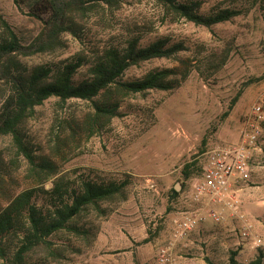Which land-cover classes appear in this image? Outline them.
<instances>
[{
  "label": "rangeland",
  "instance_id": "1",
  "mask_svg": "<svg viewBox=\"0 0 264 264\" xmlns=\"http://www.w3.org/2000/svg\"><path fill=\"white\" fill-rule=\"evenodd\" d=\"M200 1L203 14L223 8L242 13L208 28L167 14L156 0H122L115 8L100 5L87 14L84 42L65 34L66 47L23 58L28 67L52 64L93 48L101 38L122 46L134 33L142 36V45L167 37L184 42L186 49L133 66L123 79L178 67L183 59L195 65L173 90L125 97L121 115L92 135L82 132L74 139L71 129L93 112L89 101L51 97L35 108L21 135L36 162L51 160L73 186L93 179L125 182L126 187L123 195L83 210L68 228L51 235L49 244L26 253L22 264H230L234 251L239 264H250L260 254L264 262V117L257 121L260 135L249 154L251 179L235 184L231 192L251 235L244 238L243 221L232 208L218 204L211 207L225 216L224 221L207 217L185 233L180 226L201 208L208 216L210 208L187 197L206 152L240 142L248 119L257 118L254 106L264 110V0ZM0 15L21 35L37 27L27 9L13 0H0ZM5 88L0 81V107ZM187 164H193L194 180L182 185ZM43 181L13 135H0V210ZM52 185V179L46 180V189ZM37 190L34 201L48 206V194ZM22 236L18 232L0 238V264L12 262Z\"/></svg>",
  "mask_w": 264,
  "mask_h": 264
},
{
  "label": "trees",
  "instance_id": "2",
  "mask_svg": "<svg viewBox=\"0 0 264 264\" xmlns=\"http://www.w3.org/2000/svg\"><path fill=\"white\" fill-rule=\"evenodd\" d=\"M13 1L20 9H27V15L34 19L37 27L22 31L21 35L0 15V81L7 89L0 107V135L12 134L18 149L32 164L34 173L42 172L45 178L42 186L22 191L0 210V238L10 233L21 232L23 235L19 249L8 264H22L26 253L40 244H49V237L68 228L83 210L100 207L101 202L123 195L126 187L125 182L93 179L73 186L51 160L36 162L32 148L21 135L23 124L34 114L35 108L51 97L62 102L73 98L89 101L93 112L84 121H75L71 129L74 139L82 132L92 135L121 115L125 97L150 90H173L186 81L195 64L183 59L178 67L156 68L140 78L125 80L123 77L131 67L156 58H169L186 49L184 42H171L167 37L142 45V36L133 33L122 46L101 38L93 48H83L58 62L28 67L23 58L66 47L65 34L84 42L88 34L87 14L100 5L115 8L122 0ZM156 1L167 14L208 28L231 21L242 13L235 8H223L203 14L200 0ZM82 68L84 72L78 77ZM192 165L185 166L182 185L194 178ZM49 179L53 185L46 189L45 182ZM37 189L48 194V206L34 201ZM173 191L178 194L176 189ZM237 254V251L232 252L230 264H239ZM250 264H264L263 255Z\"/></svg>",
  "mask_w": 264,
  "mask_h": 264
},
{
  "label": "built area",
  "instance_id": "3",
  "mask_svg": "<svg viewBox=\"0 0 264 264\" xmlns=\"http://www.w3.org/2000/svg\"><path fill=\"white\" fill-rule=\"evenodd\" d=\"M254 114L257 115V118L254 121L251 118L248 119L240 142L218 145L206 152L205 160L200 165V176L192 183L191 190L187 191V197L192 203L204 204L205 209H210L207 213L208 216L201 212L204 210L203 208L186 216L180 225L183 233L192 230L207 217L217 223L224 221L225 216L211 207V205L218 204L222 207L232 208L233 214L243 221L241 234L244 238L251 235L250 225L238 210V205L232 202L231 192L235 184L251 179L249 154L256 148L260 135L257 121L264 117V110L260 104L254 106ZM192 180L194 178L189 181Z\"/></svg>",
  "mask_w": 264,
  "mask_h": 264
}]
</instances>
